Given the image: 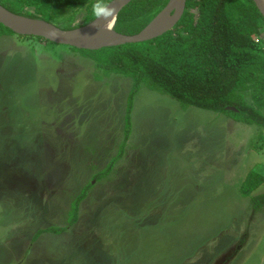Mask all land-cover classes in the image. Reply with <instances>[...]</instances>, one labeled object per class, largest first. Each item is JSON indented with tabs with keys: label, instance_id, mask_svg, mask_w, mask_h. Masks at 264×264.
I'll return each instance as SVG.
<instances>
[{
	"label": "rangeland",
	"instance_id": "obj_1",
	"mask_svg": "<svg viewBox=\"0 0 264 264\" xmlns=\"http://www.w3.org/2000/svg\"><path fill=\"white\" fill-rule=\"evenodd\" d=\"M56 1L46 14L63 29L94 2ZM132 86L70 47L0 37V264H264V184L240 192L249 172L264 177L257 126L143 87L98 180L125 141ZM49 228L67 231L33 242Z\"/></svg>",
	"mask_w": 264,
	"mask_h": 264
},
{
	"label": "trees",
	"instance_id": "obj_2",
	"mask_svg": "<svg viewBox=\"0 0 264 264\" xmlns=\"http://www.w3.org/2000/svg\"><path fill=\"white\" fill-rule=\"evenodd\" d=\"M114 0H106L110 4ZM170 0H133L117 15L115 31L133 36L140 33L169 3ZM86 0H57V7L82 8ZM86 9L81 25L96 18L92 14V1ZM52 0H0V4L14 14L52 23ZM34 9L35 13L28 10ZM43 14V18L36 14ZM69 27V26H68ZM264 29V18L253 0H187L186 11L179 24L163 36L143 43L105 48L99 51L75 52L91 59L105 77L112 74L130 78L133 82L128 98L125 141L120 154L98 180L111 173L122 156L131 131V118L135 97L146 87L179 103L182 110L190 108L225 115L238 123L260 128L259 143H264V47L255 36ZM16 35L0 24V37ZM34 38V37H28ZM50 43L42 38H35ZM55 45L53 43H50ZM98 79H102L97 77ZM249 92L252 103L245 94ZM235 108L229 111L227 108ZM264 184V177L249 172L240 188L244 198ZM86 197L84 191L71 205L74 225L79 219V206ZM264 200V198H262ZM259 203V202H256ZM67 228H49L38 231L33 242L44 233L62 234Z\"/></svg>",
	"mask_w": 264,
	"mask_h": 264
},
{
	"label": "water",
	"instance_id": "obj_3",
	"mask_svg": "<svg viewBox=\"0 0 264 264\" xmlns=\"http://www.w3.org/2000/svg\"><path fill=\"white\" fill-rule=\"evenodd\" d=\"M117 0L110 3L112 6ZM128 1L118 13L127 6ZM260 14L264 18V0H253ZM173 4V10L169 15H164L169 5ZM187 6V0H170L168 5L138 34L129 36L118 33L114 27L112 31L98 36L90 35L87 31L94 23L103 20L96 19L84 27L72 30H62L54 24L39 19H31L17 15L7 10L0 4V24L22 37L42 38L50 43L67 46L78 50L99 51L105 48L119 47L127 44L148 42L157 39L174 29L181 21ZM118 15V14H117ZM117 19V17H116ZM44 23L50 28L41 27ZM116 25V21H115ZM236 111L235 108H227Z\"/></svg>",
	"mask_w": 264,
	"mask_h": 264
},
{
	"label": "clouds",
	"instance_id": "obj_4",
	"mask_svg": "<svg viewBox=\"0 0 264 264\" xmlns=\"http://www.w3.org/2000/svg\"><path fill=\"white\" fill-rule=\"evenodd\" d=\"M92 14L96 18V21L100 19L105 21L102 26L100 24H95L98 30L111 31L118 11L115 7L106 3V0H94L92 3Z\"/></svg>",
	"mask_w": 264,
	"mask_h": 264
},
{
	"label": "bare ground",
	"instance_id": "obj_5",
	"mask_svg": "<svg viewBox=\"0 0 264 264\" xmlns=\"http://www.w3.org/2000/svg\"><path fill=\"white\" fill-rule=\"evenodd\" d=\"M128 1L130 0H117L113 5L112 7H115L117 9V11H119ZM173 10V4H170L168 9L165 11L164 15H169L171 13V11ZM117 17V16H116ZM116 21V19H115ZM105 23L104 20H100L96 23H94L87 31H89L90 35H95V36H98V35H101V34H106V33H109L110 31H107V30H98L96 27H95V24H100L101 26ZM40 25L41 27H45V28H50L49 26H47L46 24L44 23H40L38 24ZM115 26V22L113 24V27ZM112 27V29H113ZM111 29V31H112Z\"/></svg>",
	"mask_w": 264,
	"mask_h": 264
}]
</instances>
